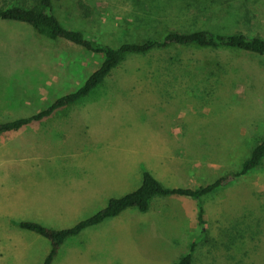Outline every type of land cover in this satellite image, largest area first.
<instances>
[{
    "label": "rangeland",
    "instance_id": "obj_1",
    "mask_svg": "<svg viewBox=\"0 0 264 264\" xmlns=\"http://www.w3.org/2000/svg\"><path fill=\"white\" fill-rule=\"evenodd\" d=\"M57 2L66 26L114 45L201 28L264 36V0ZM103 59L0 19V122L78 89ZM263 137L264 55L194 46L130 54L76 104L0 132V188L10 189L0 192V264H43L50 253L23 220L72 226L138 188L145 170L169 187L210 184ZM195 241L193 264H264V161L203 200L156 196L146 211L126 209L69 239L52 264H172Z\"/></svg>",
    "mask_w": 264,
    "mask_h": 264
},
{
    "label": "trees",
    "instance_id": "obj_2",
    "mask_svg": "<svg viewBox=\"0 0 264 264\" xmlns=\"http://www.w3.org/2000/svg\"><path fill=\"white\" fill-rule=\"evenodd\" d=\"M195 1L205 2V0ZM57 7V0H0V19L29 23L34 26L40 35L53 39H68L94 52L103 54L104 59L81 87L59 96L35 114L0 122V132L18 130L33 121L51 116L55 111L76 104L101 84H104L112 71L130 54H147L160 47L194 46L233 48L264 55V36L261 34L223 33L208 28L189 31L170 30L165 31L161 36H151L144 40L140 38L128 39L119 45L109 44L90 36L82 29L66 26L59 17ZM263 161L264 137L252 148L249 156L243 160L238 170L219 177L210 184L198 187H169L165 186L151 171L145 170L142 184L138 188L123 196L112 197L105 207L72 226L55 228L31 219L23 220L21 226L39 233L51 241L52 249L43 264H52L61 247L69 239L109 218L118 216L126 209L138 208L141 211H146L150 208L156 196L186 195L203 200L205 196L233 183L255 167H258ZM204 215L205 208L202 203H199V221L202 225L206 223ZM204 233L206 234V231ZM196 243L197 241L193 242L191 249L172 264H193Z\"/></svg>",
    "mask_w": 264,
    "mask_h": 264
},
{
    "label": "crops",
    "instance_id": "obj_3",
    "mask_svg": "<svg viewBox=\"0 0 264 264\" xmlns=\"http://www.w3.org/2000/svg\"><path fill=\"white\" fill-rule=\"evenodd\" d=\"M32 123V122H31ZM24 127V126H23ZM0 192H3V191H9L10 189L9 188H6V189H4V187H2L1 186V188H0ZM9 193H7V195H8ZM10 194H12V193H10Z\"/></svg>",
    "mask_w": 264,
    "mask_h": 264
},
{
    "label": "bare ground",
    "instance_id": "obj_4",
    "mask_svg": "<svg viewBox=\"0 0 264 264\" xmlns=\"http://www.w3.org/2000/svg\"><path fill=\"white\" fill-rule=\"evenodd\" d=\"M45 147V146H44ZM49 147V146H48Z\"/></svg>",
    "mask_w": 264,
    "mask_h": 264
}]
</instances>
